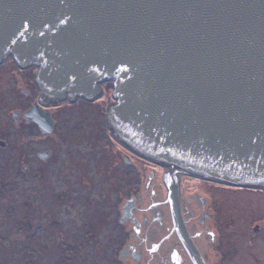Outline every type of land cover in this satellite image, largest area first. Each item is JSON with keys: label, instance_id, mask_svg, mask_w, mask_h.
I'll use <instances>...</instances> for the list:
<instances>
[{"label": "water", "instance_id": "water-1", "mask_svg": "<svg viewBox=\"0 0 264 264\" xmlns=\"http://www.w3.org/2000/svg\"><path fill=\"white\" fill-rule=\"evenodd\" d=\"M9 57L35 67L38 99L22 117L42 134L49 107L96 101L110 82L108 134L162 167L195 264L181 176L264 189V0H0V63Z\"/></svg>", "mask_w": 264, "mask_h": 264}, {"label": "rangeland", "instance_id": "rangeland-1", "mask_svg": "<svg viewBox=\"0 0 264 264\" xmlns=\"http://www.w3.org/2000/svg\"><path fill=\"white\" fill-rule=\"evenodd\" d=\"M34 70L19 69L11 57L0 63V264H127L120 254L128 228L119 211L138 194L142 209L157 201L151 191L162 182L163 169L108 134L102 102L112 100L109 81L96 101L49 107L54 126L48 134L21 115L14 121V110L23 112L38 99ZM39 151H48L44 160ZM185 176L192 187L213 188ZM236 193L261 194L229 189L227 196L236 200ZM253 212L264 218V202ZM247 239L238 249L241 264L249 261L243 258ZM262 244L248 247L263 260Z\"/></svg>", "mask_w": 264, "mask_h": 264}, {"label": "flooded vegetation", "instance_id": "flooded-vegetation-1", "mask_svg": "<svg viewBox=\"0 0 264 264\" xmlns=\"http://www.w3.org/2000/svg\"><path fill=\"white\" fill-rule=\"evenodd\" d=\"M24 91L26 94L29 93L26 89ZM22 113L20 111L21 117ZM200 179H196V182L209 183L208 187L212 184L213 188L203 190L199 185L196 188L192 187L193 185L189 182L191 178L181 176L179 199L185 229L201 261L204 264H241L236 258L241 242H244L245 238H248V245L245 248L246 258H243L249 261L243 259L244 262L255 264V262L264 261L248 247L255 245V242H262L264 250V218L253 217V209L264 202V189L227 186ZM162 182L160 184L154 182V185L157 184V189L151 191L153 197H157V201L142 209L139 203L143 198L138 194L135 198L126 199L119 211L121 215L119 222L124 223L128 228L124 242L126 245L120 254L127 264H195L185 251L178 232L174 229L166 199L167 191ZM229 189L251 190L261 194L260 197H254L252 194L241 193L242 195L238 197L236 193L237 196L235 194L234 196L237 199L234 200L235 198L230 199L227 196ZM251 198H253L252 202ZM260 198L261 201H258ZM127 203L131 206L130 216L124 215L122 211ZM234 214L237 222L232 221L235 219ZM261 228H263L262 231Z\"/></svg>", "mask_w": 264, "mask_h": 264}, {"label": "trees", "instance_id": "trees-1", "mask_svg": "<svg viewBox=\"0 0 264 264\" xmlns=\"http://www.w3.org/2000/svg\"><path fill=\"white\" fill-rule=\"evenodd\" d=\"M26 226H29V224H28V223H26Z\"/></svg>", "mask_w": 264, "mask_h": 264}]
</instances>
